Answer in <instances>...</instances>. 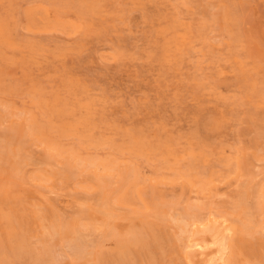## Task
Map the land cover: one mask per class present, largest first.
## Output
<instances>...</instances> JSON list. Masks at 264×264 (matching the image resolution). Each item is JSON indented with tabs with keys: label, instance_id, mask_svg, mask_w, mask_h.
<instances>
[{
	"label": "rangeland",
	"instance_id": "rangeland-1",
	"mask_svg": "<svg viewBox=\"0 0 264 264\" xmlns=\"http://www.w3.org/2000/svg\"><path fill=\"white\" fill-rule=\"evenodd\" d=\"M206 262L264 264V0H0V264Z\"/></svg>",
	"mask_w": 264,
	"mask_h": 264
},
{
	"label": "bare ground",
	"instance_id": "bare-ground-1",
	"mask_svg": "<svg viewBox=\"0 0 264 264\" xmlns=\"http://www.w3.org/2000/svg\"><path fill=\"white\" fill-rule=\"evenodd\" d=\"M33 3H34V2H33ZM42 4H43V3H42ZM47 7H48V6H47ZM51 12H52V11H51ZM52 13H53V12H52ZM54 17H56V16H54ZM58 17H59V16H58ZM56 18H57V17H56ZM18 30H19V29H18ZM258 34H259V33H258ZM262 35H263V34H262ZM261 40H262V39H261ZM203 48H204V47H203ZM39 80H40V79H39ZM42 81H43V80H42ZM53 87H54V86H53ZM98 171H99V170H98ZM237 205H238V204H237ZM155 210H156V209H155ZM194 210H195V209H194ZM187 211H188V210H187ZM196 211H197V210H196ZM190 212H191V210H190ZM201 212H203V211H201ZM224 212H225V211H224ZM153 213H154V212H153ZM206 213H207V212H206ZM211 213H212V212H211ZM149 214H150V212H149ZM154 214H155V213H154ZM227 214H228V212H227ZM198 215H199V214H198ZM147 216L150 217L151 215H147ZM159 216H160V215H159ZM156 217H157V216H156ZM160 217H161V216H160ZM184 217H186V216H184ZM186 218H187V217H186ZM193 218H194V217H193ZM152 219H153V218H152ZM158 219H159V218H158ZM158 219H157V221H158ZM160 219H161V218H160ZM199 219H200V218H199ZM252 219H253V217H252ZM252 219H251V220H252ZM162 220H163V219H162ZM172 220H173V219H172ZM235 220H236V219H235ZM238 220H239V219H238ZM245 223H246V222H245ZM257 231H258V230H257ZM223 232H224V231H223ZM107 243H108V242H107ZM202 243H203V242H202ZM209 243H210V242H209ZM209 243H208V244H209ZM203 244H204V243H203ZM212 244H213V242H212ZM219 244L222 245V242L219 243ZM219 244H218L219 247H217L218 249H216V250H217V251H216L217 253H218V251L220 250V247H221ZM209 245H210V244H209ZM192 246H193V245H192ZM190 247H191V246H190ZM195 247H196V246H195ZM205 247H206V246H205ZM207 247H208V246H207ZM221 248H222V247H221ZM193 249H194V248H193ZM204 249H205V248H204ZM201 251H202V250H201ZM201 251L198 250V252H200V256H202V255H201ZM220 251H221V250H220ZM221 252H222V251H221ZM224 252H225V251H223V253H224ZM217 253H216V254H217ZM216 254H215V256H217ZM224 255H225V254H224ZM82 256H83V255H82ZM220 256H221V254H220ZM220 256H219V258H220ZM222 256H223V255H222ZM81 258H82V257H81ZM212 259H213V257H211V260H212ZM80 260H81V259H80ZM211 260H210V261H211ZM213 260H214V259H213ZM213 260H212V261H213ZM208 261H209V260H208ZM201 263H202V262H201ZM207 263H209V262H206V264H207ZM211 263H213V262H211ZM211 263H210V264H211ZM215 263H216V262H215Z\"/></svg>",
	"mask_w": 264,
	"mask_h": 264
}]
</instances>
